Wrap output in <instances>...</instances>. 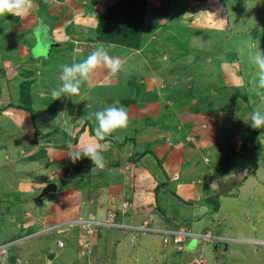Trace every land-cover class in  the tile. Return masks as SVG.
<instances>
[{
	"label": "rangeland",
	"instance_id": "374dc122",
	"mask_svg": "<svg viewBox=\"0 0 264 264\" xmlns=\"http://www.w3.org/2000/svg\"><path fill=\"white\" fill-rule=\"evenodd\" d=\"M114 2L32 0L31 9L20 16L0 17V245L12 242L0 264H264V245L250 241L264 240V128L246 121L254 109L264 107V89L254 87L256 69L248 61L250 52L264 50V0H147L138 48L96 41L99 17ZM40 18L44 24L35 29ZM100 45L120 59L122 71L113 74L107 66L98 67L78 95L53 100L60 66L83 60ZM108 76L111 82L104 83L101 79ZM113 105L127 110L129 123L108 137L125 148L136 143L134 155L143 153L139 147L156 150L162 145L165 155L174 149L180 156L177 143L190 153L189 162L185 160L193 168L188 180L175 177L155 190L151 174L145 176L147 184L137 174L126 189L144 194L150 207L143 208L136 198L143 209L139 221L130 219L135 204L119 217L133 226L147 219L153 228L185 227L192 234L186 240L187 252H194L190 256L169 234L164 242L157 231L91 226L90 213L81 211L88 203L57 211L66 202L53 197L64 189V171L77 178L81 190L76 194L83 199L107 198L104 215L93 216L108 220L112 195L95 187L101 171L88 157L73 163L64 136L74 138L81 127L95 132L90 114ZM158 129L162 132L148 133ZM126 138L133 142L127 144ZM143 141L151 146H139ZM193 147L198 150L194 155ZM51 148L56 150L49 153ZM108 155L103 153L104 163ZM178 156L175 167L180 169L184 164ZM159 157L164 163L170 159ZM146 166L150 168L148 161ZM87 169L91 182L80 178ZM201 178L209 190L193 189ZM44 179L60 180L58 192L36 201ZM182 181L191 188L182 187ZM214 189L219 211L205 194ZM153 208L178 218L157 224ZM80 219L89 221L84 231ZM87 230L92 234L78 238ZM209 232L225 240L201 237ZM153 238L154 245L147 247Z\"/></svg>",
	"mask_w": 264,
	"mask_h": 264
},
{
	"label": "crops",
	"instance_id": "0c3cea01",
	"mask_svg": "<svg viewBox=\"0 0 264 264\" xmlns=\"http://www.w3.org/2000/svg\"><path fill=\"white\" fill-rule=\"evenodd\" d=\"M36 27H37V25H36ZM35 44H37V43H35ZM30 54L32 55L31 51H30ZM37 57H39V56H37ZM101 80L104 83L106 81L108 83H110L111 82V77L108 76V78H106L105 81H104V79H101ZM80 99H82V97H80ZM97 102L99 104H101L102 106L104 105L103 101H101V102L97 101ZM106 105H107V102H106ZM91 121L92 120L90 119V122ZM154 123L155 122H153V121L151 122V124H154ZM145 127L146 126H144L143 128H145ZM80 129H82V131H81L79 136H77V134H74V138H72V136H70L69 134L66 133L65 136H64L65 137L64 140H66L67 142L69 141L68 145H70L72 141L75 142L74 145H71L72 146L71 150H75L77 148H80V147L83 146V144L88 143L90 141H94V140H95V142L101 144L102 147L106 146V149L103 147L102 154L105 153V151L109 152L108 163H104L103 167H101V168L96 167V169L100 170L102 174H101V177L98 179V183L95 184V187H99L97 189L98 191H104V190L105 191L106 190L110 191L112 196H110L109 201H110V204L112 202V205H114L112 209H114L117 206L119 207L121 203L128 201V202L131 203V206L128 208V210H129L132 206H134V204H135L134 200L136 198H138V200L143 202V204H142L143 208H149L150 207L149 204H146V197H145L144 194L143 195L142 194H138V195L135 196V193L132 190H130V189L127 190L126 189V188H128V184L129 183L134 182V178L137 176V174H139V175L141 174V177H142V179L144 180V182L146 184L148 183V181L145 179V176H148V174H151L155 178L154 182L151 184V186L153 188H155V190H157V188L160 187V186L165 187V185H163V184L166 183L167 181L171 182L172 179L175 178V177H180V178L186 177L187 180L191 177L190 175L193 172V168L191 166L185 165V160L188 159V162H189L190 153H187V149L182 147L183 145L181 146L180 143L176 144L177 148H179V149L181 148L180 156L176 155V152L174 151V149H173V151L170 150V152L167 155H165L167 148H165L162 145L161 146H157L156 150L151 148V147L150 148H145V149L143 147H139L140 148L139 151L143 152V153L134 155L135 150H136V146H137L136 143H132V146L128 145L125 148L124 143L118 141L117 139H113V138L107 136L104 140H98V139L95 138V132L93 130L91 131L90 128H89L90 129L89 132L86 131V129L84 127H81ZM142 131H144V130H142ZM159 132H162V131L160 129H158V130H149L148 133H159ZM189 135H190V133H189ZM75 136H76V138H75ZM64 140H62V141H64ZM128 140L132 141L133 139L126 138L125 142L127 144H128ZM78 143H79V145H77ZM145 143H147V144H149L151 146V143L148 142V141H143L139 146H142ZM153 144L157 145L158 141L155 140L153 142ZM129 147H131V149ZM196 148L197 147H193L190 150V151H192L193 155L198 153V150H195ZM54 150H56V149L55 148H51L49 153H53ZM69 152H70V150H69ZM57 153H60V151L57 150ZM160 155L169 157L170 159H168L164 163V161L162 159H160V157H159ZM177 156L181 157L183 159V163L182 164H184V165H182V167L180 169L175 167L174 158L177 157ZM146 161L149 162L150 168L146 166ZM166 166H168V167H166ZM75 170L80 173V171H82V168L79 165H77ZM84 172H82V177H80V178H84L85 180H88L89 182L94 180V178H92L93 177L92 174L90 172H88V169L85 170ZM49 177H51V175H49ZM60 177H61L60 180L63 181L64 189L61 191V193H58L55 196H53L55 199L60 198L62 201H66L65 203H61L62 206H59L60 210H57L60 214L64 213L66 211V208L68 206L70 207L72 204H79V206H77V207L81 208V206L83 205V202H84V203H88V205H89V208H82L81 209V211L84 212V214L90 213L91 216H93V214H98L99 216H103L104 215V211L105 210L103 209V204L102 203L105 202L107 198L105 200L101 201V200H99L100 196L99 197L97 196L98 197V201H97V197H95V198L90 197L89 200H85V199L82 198V196H79V195L76 194V193H79L80 190H81V188H79L77 184L75 185V182H76V179H77L76 177H74V176H72V177L71 176H66L64 171H62V173H60ZM200 180L202 182L200 183L199 188H193V189L199 190V191H203L205 189V191H206V190H209L211 188V186H209V185L205 186V184H206V181H204L205 179L201 178ZM43 181L40 182L41 183V184H39L40 187L42 185L45 186L49 182H56V181H50V180L46 181L45 179ZM59 181L56 182V183L58 184ZM189 182L194 184V181H189ZM181 185H182V187H186V189L191 188L190 186L187 187L185 185L184 181H182ZM58 189H59V187H58ZM58 189H57V191L55 193L58 192ZM163 190L165 191L164 188H163ZM127 191H131L132 193L128 194ZM216 192H217L216 189H214V191L209 193L210 195H208L207 193H205V194L207 195V197H213V195H217ZM158 193L159 192H157V194ZM128 195L131 196L133 201H132L131 198H128ZM225 195H229V193H226ZM34 200H36V199H34ZM36 201H39V200H36ZM99 202H101V204H99ZM89 209H91V211ZM142 210L143 209L140 207L139 204L138 205L135 204V206L133 208V211L130 214L131 215L130 219L132 221L138 222L140 216H142L141 215V213H142L141 211ZM219 210H220V204H219V207H218V211ZM146 211H148V210H146ZM153 211L155 212L154 216L156 217V219H154V220H155V222L157 224H160L161 222H163V218H165L166 221H171L173 219L176 220L178 218V217L177 218H169L167 213H165L163 211H160V210L158 211L157 208H156V210H155V208H153ZM50 213H53V212L51 211ZM201 214L202 213H200V212L195 213V215H197V216L198 215L200 216ZM62 216H64L66 220L67 219L68 220H72V218H73V216L69 217V215H65V214L62 215ZM192 216H194V214H192ZM78 225H77V227H79ZM162 226H166V225H162ZM81 228H83V231H84V228H86V227L82 225ZM37 231H39V230H36V232ZM77 233H78V231H77ZM89 234H92V232H90ZM89 234H88V230H87V234L84 235V233H82L81 236L78 235V238L79 237H83V236H88ZM85 239H87V237ZM155 240H156L155 238L148 239V242L146 243V246L147 247L153 246ZM117 244L120 245L121 242L118 241ZM186 247H190V243L189 242H186L185 243V247L182 248L183 249L182 250L183 253H187L189 256L194 253L192 250L187 252ZM53 254L55 255V253H53Z\"/></svg>",
	"mask_w": 264,
	"mask_h": 264
},
{
	"label": "clouds",
	"instance_id": "9594fccd",
	"mask_svg": "<svg viewBox=\"0 0 264 264\" xmlns=\"http://www.w3.org/2000/svg\"><path fill=\"white\" fill-rule=\"evenodd\" d=\"M31 7H32V0H0V17L5 16L7 14H14L15 16H20L22 13H25L28 10H30ZM248 61L256 69V83L254 87L257 89H264V50H260L258 48L254 52H250L248 54ZM101 66H107V68L113 74H117L123 69V64L120 61V59L112 58L109 55L108 49L103 45L98 46L86 58H84L79 62H73L71 64H67V63L62 64L60 66L61 67V72L59 76L60 84L56 88H53L51 90V96L53 97V100L60 99L62 96L73 97L75 95H78L82 85L85 82L89 81L91 78V74L98 67ZM92 117L95 118V121L97 123V126L95 128V138L98 140H104L107 136H110L113 132L117 131L118 129L126 128L129 123L127 110L123 106L113 105L104 108L102 110L91 113L90 118ZM246 121L249 122L251 127L253 128L256 129L264 128V107H258L254 109L251 112L248 120ZM71 147L72 146L70 144L69 148L71 149ZM102 152H103L102 145L95 142L94 140L83 144V146L80 148L71 150L69 156L71 157L73 163H75L77 160L81 159L82 157H88L93 161L95 165L94 167L95 169L96 167H103L104 157ZM129 207L126 208L124 214L128 212ZM116 208L117 207H115V209ZM108 211L106 213V217H108ZM119 214L122 215L124 214L118 211L117 220L122 222L119 219L120 217ZM98 219L101 220L100 218ZM180 227L183 226H179L177 228ZM98 228H103V227H98ZM163 228L168 229L167 226H162L161 228L158 229H163ZM177 228H171V229H177ZM48 231L49 228L43 229L42 231L34 232L29 236H35L36 234H40L41 232H48ZM123 231L129 232V230L126 231L123 230ZM164 238L165 236L163 235V240ZM186 240H184L180 244L183 245L181 249L185 247ZM214 240H225V239L223 238V239H214ZM176 245L180 246L179 244Z\"/></svg>",
	"mask_w": 264,
	"mask_h": 264
},
{
	"label": "trees",
	"instance_id": "16d2710c",
	"mask_svg": "<svg viewBox=\"0 0 264 264\" xmlns=\"http://www.w3.org/2000/svg\"><path fill=\"white\" fill-rule=\"evenodd\" d=\"M146 6L147 0H117V2L106 7L100 15L95 28L96 41L109 42L124 47H140ZM39 22L41 24L38 23L37 27L44 24L42 18L39 19ZM37 44H33V47ZM21 105L24 107L23 104ZM26 108L31 110L30 107L26 106ZM81 131L82 129L78 133H81ZM208 200H214L216 202V208L218 209V197H210ZM116 209H118V206Z\"/></svg>",
	"mask_w": 264,
	"mask_h": 264
},
{
	"label": "built area",
	"instance_id": "2783aa9c",
	"mask_svg": "<svg viewBox=\"0 0 264 264\" xmlns=\"http://www.w3.org/2000/svg\"><path fill=\"white\" fill-rule=\"evenodd\" d=\"M131 205L130 202L126 201V202H123L121 204L120 207H118V210H116L115 208L114 209H111L108 211V217L107 219L108 220H98L97 218L95 219L94 216H91L90 215V220L92 222V224H90L91 226H94V227H117V228H120V229H123V230H130L131 228L133 229H137L141 232H161L163 233V235L165 236L164 240L166 241L167 238H166V234H169L171 236V240H173L176 244H181L184 240H186L188 237H191L192 234L188 232V230H186L185 228L183 227H180V228H177V229H166V228H163V229H158V228H153L150 224L149 221H144L142 222L141 224L137 225V226H133V225H127L126 223L124 222H120L117 220V216H118V211H120L121 213L124 214L125 210L127 207H129ZM79 223H81L83 226H86V224H89V221L88 220H84V219H80L79 220ZM90 231V230H89ZM202 238L204 239H223L219 236H214L213 234H211L210 232L209 233H206L204 235L201 236ZM256 244H259V245H264V240H250ZM12 242H8L6 244H2L0 245V257L4 255V257H7L8 256V249L10 247ZM14 243V242H13Z\"/></svg>",
	"mask_w": 264,
	"mask_h": 264
},
{
	"label": "water",
	"instance_id": "95a60500",
	"mask_svg": "<svg viewBox=\"0 0 264 264\" xmlns=\"http://www.w3.org/2000/svg\"><path fill=\"white\" fill-rule=\"evenodd\" d=\"M39 47L42 48L43 46H39ZM57 189H58V184L56 182H50L42 188L41 192L38 194V196L35 199L40 200L50 193H55ZM53 256L54 254L52 253L50 255V258H52Z\"/></svg>",
	"mask_w": 264,
	"mask_h": 264
}]
</instances>
